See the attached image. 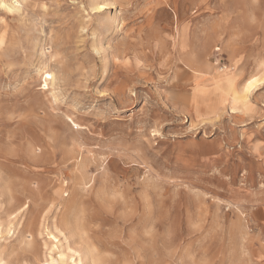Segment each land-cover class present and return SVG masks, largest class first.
<instances>
[{
    "label": "rangeland",
    "instance_id": "1",
    "mask_svg": "<svg viewBox=\"0 0 264 264\" xmlns=\"http://www.w3.org/2000/svg\"><path fill=\"white\" fill-rule=\"evenodd\" d=\"M2 1L0 264H264V0Z\"/></svg>",
    "mask_w": 264,
    "mask_h": 264
},
{
    "label": "bare ground",
    "instance_id": "2",
    "mask_svg": "<svg viewBox=\"0 0 264 264\" xmlns=\"http://www.w3.org/2000/svg\"><path fill=\"white\" fill-rule=\"evenodd\" d=\"M107 1V0H106ZM102 2V1H101ZM0 5H3L4 7H7L6 5H5V3L2 1V0H0ZM7 8H11V6L9 7H7ZM6 8V9H7ZM94 10H96V11H103L104 9H105V5L103 4V2H102V4H97L94 8H93ZM186 68H188L191 72H193V73H197L195 70H193L192 68H190L189 66H186ZM233 71V70H232ZM240 74V73H239ZM233 76H235V75H233ZM239 76V75H238ZM257 77V76H256ZM49 78L50 79H52V76H49ZM225 78V77H224ZM227 81H229V83H230V86H231V90L234 92V93H236L237 94V96H238V99L239 100H241V103H242V105H244V106H247V102H248V97H249V95L251 94V92H252V90L254 89L255 90V86H256V84L259 82V80L258 81H256V78H254V77H252V78H250V79H248V80H246L245 82H243V84L242 85H238V86H235V84L236 83H234L235 82V80H234V78H232V77H230V76H228L227 78ZM226 79H224V80H222V77H218V78H216L215 79V84L217 85V86H221L225 81H226ZM243 81V80H242ZM237 82V81H236ZM226 83V82H225ZM239 84V83H238ZM258 86V85H257ZM204 92V91H203ZM203 92H200V93H203ZM237 99V100H238ZM248 107H250L249 106V104H248ZM3 203V202H2ZM263 216V215H262ZM254 223V222H253ZM255 226V225H254ZM77 229H79V227L77 228ZM86 233V232H85ZM262 233V232H261Z\"/></svg>",
    "mask_w": 264,
    "mask_h": 264
}]
</instances>
